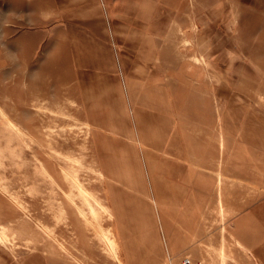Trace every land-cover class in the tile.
I'll return each mask as SVG.
<instances>
[{
    "label": "rangeland",
    "instance_id": "rangeland-1",
    "mask_svg": "<svg viewBox=\"0 0 264 264\" xmlns=\"http://www.w3.org/2000/svg\"><path fill=\"white\" fill-rule=\"evenodd\" d=\"M1 227L0 264H264V0H0Z\"/></svg>",
    "mask_w": 264,
    "mask_h": 264
},
{
    "label": "crops",
    "instance_id": "crops-1",
    "mask_svg": "<svg viewBox=\"0 0 264 264\" xmlns=\"http://www.w3.org/2000/svg\"><path fill=\"white\" fill-rule=\"evenodd\" d=\"M158 168H160V167H158ZM154 169H155V167H154ZM151 171H153V169ZM163 174H164L163 176H160L158 178L157 177H151L150 178V180L152 179L153 185H155L158 194H164V193H162V191L166 192L167 189L168 190L170 189L169 187H172L170 185V183L172 182L171 177H169V175L167 176L166 173H163ZM151 175L155 176V173L151 172ZM182 175H184V173H182L181 176ZM160 196H162V195H160ZM165 198L166 197H163V199H165ZM159 206H162V203H159ZM167 237H169V236H167ZM169 240H170V238H169ZM9 264H51V263H49V262H47V261H45L42 258H39L37 256L35 257V256L29 255L26 258L17 259L15 261H12V263H9Z\"/></svg>",
    "mask_w": 264,
    "mask_h": 264
},
{
    "label": "bare ground",
    "instance_id": "bare-ground-1",
    "mask_svg": "<svg viewBox=\"0 0 264 264\" xmlns=\"http://www.w3.org/2000/svg\"><path fill=\"white\" fill-rule=\"evenodd\" d=\"M6 235H5V229L4 228H0V244H3L6 242Z\"/></svg>",
    "mask_w": 264,
    "mask_h": 264
},
{
    "label": "built area",
    "instance_id": "built-area-1",
    "mask_svg": "<svg viewBox=\"0 0 264 264\" xmlns=\"http://www.w3.org/2000/svg\"><path fill=\"white\" fill-rule=\"evenodd\" d=\"M190 262L187 260H184L183 264H189Z\"/></svg>",
    "mask_w": 264,
    "mask_h": 264
}]
</instances>
